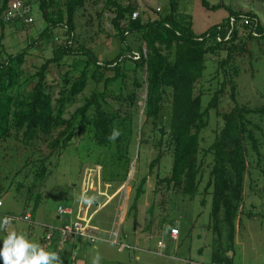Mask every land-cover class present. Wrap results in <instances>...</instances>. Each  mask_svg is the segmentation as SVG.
Returning a JSON list of instances; mask_svg holds the SVG:
<instances>
[{
  "label": "trees",
  "instance_id": "16d2710c",
  "mask_svg": "<svg viewBox=\"0 0 264 264\" xmlns=\"http://www.w3.org/2000/svg\"><path fill=\"white\" fill-rule=\"evenodd\" d=\"M10 1L0 0V11H5ZM99 1L93 0V4ZM86 2L38 0L37 9L46 26L15 54L6 53L1 41L5 25L20 22L0 23V52L4 54L0 59V198L14 186L24 208L34 210L42 200L45 182L58 167L61 151L84 134L99 147H114L115 161L124 170L118 188L127 181L135 144H150L156 154L148 164L146 176L134 183L137 176L133 174L125 220L131 218L136 222L151 176L152 192L162 194L160 201L149 206L147 230L155 206L163 208L167 192L190 199L201 193L209 195L211 220L207 228L215 235L209 263L231 264L236 227L240 226L243 212L244 182L252 167L249 156L256 157V167L261 162V144L256 133L263 134V130L251 117L264 116V109L234 104L226 112L216 110L223 125L206 149L200 147L201 133L209 125V112L218 108L225 95L236 102L235 79L241 72L236 60H252L256 54L264 59V26L253 12L230 11L222 22L195 34L190 24L175 18L174 3L167 14L143 21L137 5L104 0L97 18L113 14L112 37L124 43L127 36L136 35L142 45L136 52L126 47L127 52L100 60L90 47L78 42L75 33L76 15ZM200 2L207 9L219 7L206 0ZM135 10L140 11L139 16L131 20ZM58 29L62 39L54 45ZM36 47L42 53L50 48V55L33 75L26 76L23 65L29 51ZM209 58L217 60L211 81L218 82L202 108V79ZM74 60L81 62L76 77L66 72L60 79L61 88L58 81L48 80L51 66L60 69ZM90 82L95 84L92 94L66 119V106ZM166 105L169 114L164 122ZM113 128L121 132L115 142L108 139ZM166 155L171 157V166L162 177L159 167ZM201 205L205 206V198ZM25 215L29 214L24 212ZM167 227L166 236L170 239L174 222H168ZM53 244L51 251L60 256L62 250Z\"/></svg>",
  "mask_w": 264,
  "mask_h": 264
},
{
  "label": "rangeland",
  "instance_id": "374dc122",
  "mask_svg": "<svg viewBox=\"0 0 264 264\" xmlns=\"http://www.w3.org/2000/svg\"><path fill=\"white\" fill-rule=\"evenodd\" d=\"M120 1L124 6L127 4L137 5L143 13V21L167 14L170 4L174 3L175 18L181 23L190 24L195 34H201L210 26L222 22L228 17L230 11L253 12L260 24L264 26V0H206L211 6H219L215 9L202 7L200 0ZM103 2L104 0H101L94 5L93 0H87L85 6L78 11L75 18V33L78 42L90 47L100 60H110L121 52H127L126 47H129L133 52L138 51L142 41L136 35L127 36L124 43L112 37L114 31L110 20L113 14L105 13L104 18H97V12L104 7ZM155 10L159 13L155 14ZM32 16L34 18L32 25L23 26L20 23L5 25L1 44L6 53L15 54L25 48L45 28L46 24L35 7ZM56 35L58 40H54V45L61 41L62 31L56 30ZM43 46L41 48H44ZM29 53L23 65L26 76L36 72V68L41 66L44 58L50 55V48L42 53L36 47L32 48ZM3 55L0 52V59ZM216 61L215 58H209L205 63L202 79L204 88L201 96L202 108L206 107L217 86L218 80L211 81L216 70ZM68 64L70 65L60 69L51 66L48 80L60 83L61 77L66 72H69L72 77H76L81 68V62L74 60ZM236 64L241 71L235 79L237 84L236 102H231L228 95H225L218 108L209 112V125L201 133L203 138L200 143L201 149H206L214 141L216 132L223 125L216 110L223 113L234 104L264 109V59L256 54L252 60L237 59ZM61 86L62 83L59 84V88ZM59 88L55 89L56 96ZM94 88L95 84L90 82L86 89L76 97V100L66 106L64 114L66 119L83 105L84 100L90 97ZM101 88L102 85L97 87L99 90ZM168 114L169 106L166 105L164 122L167 121ZM251 118L263 130V134L256 133L261 144V162L260 166L256 167V157L249 156L252 167L244 182L243 212L240 215V226L236 227L231 264H264V116L254 115ZM61 152L58 167L45 182L42 200L34 210L31 207L30 209L24 208L23 199L16 195L14 186L9 192L1 195L0 201L3 205L0 207V218L5 216L20 217L24 212H27L31 217L29 222L23 220L12 222L9 230L23 232L29 240L39 243L46 251H51L53 243L47 242L46 232L59 226L62 223L60 220L63 218H68L67 220L70 222L74 221L79 213L83 214L84 207L87 206L79 203V197L88 189L86 194L97 196L98 202L88 209L86 220L90 218L89 215L95 214L98 210L95 209L96 205L106 204L93 217L92 223L97 229V240L92 244L85 238L74 237L71 243L75 245L76 249L68 243L61 251L60 258L63 264H91L93 257L97 254L102 257L101 264H187L186 261L189 260L209 263L215 238L211 229L207 228L211 220L209 195L204 196L201 193L190 199L172 194L171 191L167 192L163 208L158 209L157 205L155 206L152 222L147 230L146 227L150 219L149 206L152 202L156 204L160 201L162 194L152 192L154 176H151L146 183L147 193L139 204L136 222H133L131 218L125 220L129 198L132 195L130 181L133 180V175L118 188L119 179L124 170L115 161L114 147H99L92 138L84 134L75 138L72 144ZM132 154V163H134L132 168H134L130 169V173L136 174L134 183H137L140 178L147 175L148 164L154 158L156 150L150 144L142 146L135 144ZM95 164L96 166H94ZM170 166L171 157L166 155L159 167L160 176H166ZM88 169L91 171H87ZM94 171L99 175L91 185V178L95 175ZM111 179L116 181L111 182ZM99 185L100 190L104 191L107 196L98 191ZM204 198L205 206H202L201 201ZM59 206L71 209L72 215L59 216L57 214ZM170 221L174 222V229L178 228L176 241H172L166 236L167 225ZM6 235V232L0 231V247H2ZM159 241L165 245L164 249H159L157 246ZM53 245L56 246L55 243ZM119 246H124V248L118 250ZM71 255H75V261L71 259Z\"/></svg>",
  "mask_w": 264,
  "mask_h": 264
},
{
  "label": "built area",
  "instance_id": "2783aa9c",
  "mask_svg": "<svg viewBox=\"0 0 264 264\" xmlns=\"http://www.w3.org/2000/svg\"><path fill=\"white\" fill-rule=\"evenodd\" d=\"M37 1L35 2V0H34L33 2H30V0H11L10 3L8 4L7 8L5 9V11H3V12L0 11V23L20 22V23H23L25 25L31 24L32 22H34V18L32 16V13H33L34 7L37 8ZM44 1H51V0H44ZM55 1H58V0H55ZM138 16H139V11L138 10L133 11L131 14V20L137 19ZM112 18H113V16H112ZM230 24H231V26L234 25L233 19H231ZM244 24L247 25L248 22L244 21ZM136 58H138V57H136ZM87 171H91V169H88ZM98 175L99 174L95 172V175L91 178V183H92L91 185L94 184V180H95V178H98ZM98 187H99L98 191L100 193L106 195L104 193V191L100 190V185ZM87 192H88V189L85 191V193H87ZM2 205L3 204L0 201V207H2ZM105 205H103V206L100 204L96 205L95 209L96 210L98 209V210L95 212V214L100 209H102ZM88 209H89L88 206L84 207L83 214L81 215V213H79V215L76 216L74 221H70V222L69 221H62V223L59 226L52 228L51 231H47L46 232L47 242L51 243L52 241H54V243L56 244V248L58 250H62L66 244L71 243V240L74 237L85 238L90 243L94 244L97 240V236H96L97 235V229L92 223L93 217L95 214L93 213V214L89 215L90 218L88 220H86V217L88 215ZM95 209H94V211H95ZM57 214L59 216H71L72 210L59 206L57 208ZM8 217H12V216H8ZM12 218H13L12 222H14L16 220H23L26 222L30 221L29 215H25V216L20 215V217L15 216ZM64 219H66V218H64ZM172 230L170 231V240L176 241L178 239V232L174 233ZM157 246L159 247V249L165 248V245L161 241H159L157 243ZM123 248H124V246H119L118 250H122ZM71 259L73 261H75V255H73V256L71 255ZM186 263L187 264H218V263H199V262H195L192 260L186 261Z\"/></svg>",
  "mask_w": 264,
  "mask_h": 264
},
{
  "label": "clouds",
  "instance_id": "9594fccd",
  "mask_svg": "<svg viewBox=\"0 0 264 264\" xmlns=\"http://www.w3.org/2000/svg\"><path fill=\"white\" fill-rule=\"evenodd\" d=\"M121 135L117 128H113L108 136L109 141L115 142ZM98 202L97 196H88L82 193L79 203L89 208ZM13 218L5 216L0 218V231L6 232L0 247V261L2 264H63L59 254L54 251H46L39 243L32 242L23 232L9 230ZM178 223V222H177ZM174 233L178 228L172 230ZM102 257L97 254L93 257L91 264H101Z\"/></svg>",
  "mask_w": 264,
  "mask_h": 264
},
{
  "label": "water",
  "instance_id": "95a60500",
  "mask_svg": "<svg viewBox=\"0 0 264 264\" xmlns=\"http://www.w3.org/2000/svg\"><path fill=\"white\" fill-rule=\"evenodd\" d=\"M144 52H146V51L144 50ZM132 166H134V163L131 164V169L134 168V167L132 168ZM132 175H133V172H131V173L129 172V176H128V178L130 179V178L132 177Z\"/></svg>",
  "mask_w": 264,
  "mask_h": 264
},
{
  "label": "crops",
  "instance_id": "0c3cea01",
  "mask_svg": "<svg viewBox=\"0 0 264 264\" xmlns=\"http://www.w3.org/2000/svg\"><path fill=\"white\" fill-rule=\"evenodd\" d=\"M67 219H68V218H66V219L63 218V220H60V222H61V221H68Z\"/></svg>",
  "mask_w": 264,
  "mask_h": 264
}]
</instances>
